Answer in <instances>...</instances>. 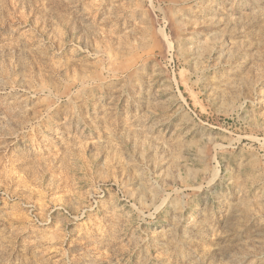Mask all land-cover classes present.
<instances>
[{"label": "rangeland", "instance_id": "374dc122", "mask_svg": "<svg viewBox=\"0 0 264 264\" xmlns=\"http://www.w3.org/2000/svg\"><path fill=\"white\" fill-rule=\"evenodd\" d=\"M0 264H264V0H0Z\"/></svg>", "mask_w": 264, "mask_h": 264}]
</instances>
